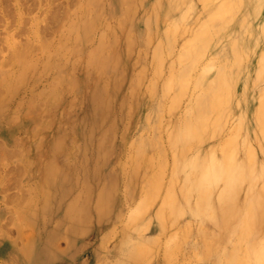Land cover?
Wrapping results in <instances>:
<instances>
[{"label":"rangeland","instance_id":"rangeland-1","mask_svg":"<svg viewBox=\"0 0 264 264\" xmlns=\"http://www.w3.org/2000/svg\"><path fill=\"white\" fill-rule=\"evenodd\" d=\"M223 1L0 0V264H264V124L245 75L264 0ZM225 163L194 209L188 188Z\"/></svg>","mask_w":264,"mask_h":264},{"label":"bare ground","instance_id":"bare-ground-1","mask_svg":"<svg viewBox=\"0 0 264 264\" xmlns=\"http://www.w3.org/2000/svg\"><path fill=\"white\" fill-rule=\"evenodd\" d=\"M179 1V0H178ZM183 1V0H182ZM200 1H203V0H200ZM226 1H227V3H226ZM241 1V5H239L240 6V11L241 12H243V11H245V12H247L249 9H251V7H252V5L253 4H255V0H240ZM177 2V0H175V3ZM212 2V1H211ZM225 2V3H224ZM202 3V2H201ZM217 3V2H216ZM236 3H239V1H236ZM235 2H234V4H236ZM215 4V3H214ZM233 4V5H234ZM172 5V4H171ZM217 5H218V3H217ZM229 5H231L230 4V0H225V1H223V5H218V9H217V11H219V9H221L220 11H222V12H224V11H229L230 12V6ZM175 6V5H174ZM232 6V5H231ZM236 6V5H235ZM254 6V5H253ZM216 7V6H215ZM237 7V6H236ZM235 7V10L237 9ZM175 8H177V6H175ZM209 8H210V6H209ZM252 9H253V7H252ZM200 10V9H199ZM213 10H216V9H213ZM238 11V10H237ZM236 11V12H237ZM251 11V10H250ZM222 12H221V14H222ZM228 12V13H229ZM4 13V12H3ZM213 13V12H212ZM227 13V12H226ZM217 13H214V15H215V17H214V15H212V17H214V19L213 18H211L210 16V18L207 16V18L205 17V19L207 20V19H209V20H213V21H216V18L217 19H219L220 18V16L217 14ZM224 14V13H223ZM222 14V15H223ZM241 13H239V15L238 16H236L234 19L232 18L230 21H229V23H225L226 25H224V27H222V29L219 31L218 30V28H217V30L219 31V35L221 36V35H224V34H230V35H232L233 34V31H234V28H235V23H236V25H237V23H238V21L240 20V18H241V16H242V14L240 15ZM252 14V13H251ZM228 15V14H227ZM226 15V16H227ZM217 16H219V17H217ZM223 17V16H222ZM234 17V16H233ZM226 19V18H225ZM224 19V20H225ZM206 20H204L203 22H204V26L207 28L208 27V25L206 24ZM209 20H207L208 22H209V26H212L211 24V22L212 21H209ZM263 21H264V5H263V8H262V10L260 11V12H258V13H256V15H255V17H254V20H253V24H256V25H261L262 23H263ZM203 22H201V25L203 24ZM207 22V23H208ZM214 23V22H213ZM207 26H206V25ZM203 26H201L200 28H202ZM211 28H213V26L211 27ZM210 27H209V30L211 29ZM257 29L259 30V28L257 27ZM250 30H252V29H250ZM217 31V32H218ZM257 31V30H256ZM260 31L262 32V29H260ZM210 32V31H209ZM203 33V32H202ZM214 33H216V32H214ZM262 33H264V32H262ZM261 33V35H263L264 36V34H262ZM198 34V33H197ZM204 34V33H203ZM203 34H200V35H203ZM206 34V33H205ZM204 34V35H205ZM207 34H208V32H207ZM256 34H257V32H256ZM214 35V34H213ZM250 35L252 36V37H254L255 38V35L254 34H252V33H250ZM208 36V35H207ZM211 36V35H210ZM262 36V37H263ZM205 37V36H204ZM214 37V36H213ZM257 37V36H256ZM260 37V36H259ZM207 37H205V39H206ZM214 39V38H213ZM257 39V38H256ZM209 40H212L211 38H209V36H208V42H210ZM252 40V39H251ZM204 41H206V40H204ZM204 43H206V42H204ZM203 44V43H202ZM242 44V40H238V42H237V44H235L234 46H233V52H234V55H233V58L231 59L233 62H238V64H239V61L241 62L243 59H244V55L246 54V52H244V51H238V50H240V49H242L243 48V46L241 45ZM261 55H260V57H259V59H258V63H256V64H258V67L254 70V71H250L248 74L246 73L245 75H246V80L248 81V80H250L251 78H252V80H253V78H256V80L257 79H259V82L258 83H256V88H255V90H254V101H253V103H252V108H251V106L249 107V105H247V109H248V107L250 108V111H251V113H254V114H256V118H257V123L259 124L258 125V127H259V129H260V126H261V124H264V83L263 82H261V81H264V42H261ZM200 46V45H199ZM231 47V46H230ZM204 48L206 49L207 47H206V44H205V46H204ZM11 49V48H10ZM190 53V52H189ZM245 53V54H244ZM186 54V56H188L187 55V53H185ZM209 54V53H208ZM256 55V54H255ZM183 56V58H185L186 59V57L184 56V55H182ZM192 58V57H191ZM247 58H248V56H247ZM254 58V57H253ZM225 59V58H224ZM230 60V61H231ZM255 60V59H254ZM229 61V60H228ZM247 61V60H246ZM181 62V61H180ZM187 62V61H186ZM216 62V61H215ZM221 62H223V63H221V64H224L225 62L224 61H221ZM233 62H230L229 63V69L231 70V72H233L235 75H237V72H238V69H237V65H232V63ZM236 62H235V64H236ZM254 62H256V60L254 61ZM191 64V63H190ZM220 63L218 64V65H220L221 67H219L220 69H218V66H217V70H215L214 69V74H213V76H210L211 78H210V80L212 81L213 79H215L214 81H215V87H216V89L215 90H213L214 92H213V94L211 95V105H210V110L215 114V115H217L218 116V120H220V118H222V114H223V112H222V107H223V101L226 103V96L228 95H230V94H228L229 92H228V88L227 87H225L224 85H223V83H222V80H223V77L222 76H224V70L222 69V68H224V66H222ZM244 64V63H243ZM253 64H255V63H253ZM256 64H255V67H256ZM212 66V65H211ZM213 66H214V64H213ZM232 67V68H231ZM240 67V66H239ZM227 68V69H228ZM188 69H189V67H188ZM203 69V68H202ZM204 70V69H203ZM205 71H209V69H207V70H205ZM210 72V71H209ZM226 72V71H225ZM207 73V72H206ZM241 78V77H240ZM240 81V80H239ZM247 81H244L246 84H248L247 83ZM213 83V82H212ZM255 83V82H254ZM174 86V85H173ZM212 86H214V85H212ZM253 86V85H252ZM203 87V86H202ZM207 87V86H206ZM205 86H204V88H206ZM233 87H234V85H233ZM209 88V87H208ZM235 89V88H234ZM251 89V88H250ZM229 90H231L230 88H229ZM232 93V92H231ZM208 94V93H207ZM242 94V93H241ZM233 95V94H232ZM203 96V95H202ZM209 96V95H208ZM250 96V95H249ZM201 97V96H200ZM203 97H205V96H203ZM234 97V96H233ZM223 98L225 99V100H223ZM236 98V97H235ZM243 98V97H242ZM199 99V98H198ZM230 99V98H229ZM237 99V98H236ZM204 100V99H203ZM235 100V99H234ZM233 100V101H234ZM208 101V100H207ZM232 101V100H231ZM232 101V102H233ZM200 101L198 100L197 101V104L199 103ZM204 103V102H203ZM198 106H199V104H198ZM224 108V107H223ZM203 107H201V106H199L198 107V111H200V112H203ZM194 110V109H193ZM249 111V110H248ZM250 111H249V114H250ZM195 114V113H194ZM216 116V117H217ZM192 117H193V115H192ZM202 117V116H201ZM204 118H205V116H204ZM189 119V118H188ZM198 120H200V119H198ZM255 120V119H254ZM251 122L252 123H254L253 122V120H251ZM262 122V123H261ZM256 123V122H255ZM195 124V123H194ZM199 125V124H198ZM240 127L242 128H245L246 129V133L247 134H249L250 132H251V130H252V127H253V125L252 126H246L245 127V125L241 122L240 123ZM256 130V129H255ZM183 133V132H182ZM173 135V134H172ZM177 137V136H176ZM179 138V137H178ZM174 139H175V137H174ZM171 141V140H170ZM169 141V142H170ZM174 141L175 140H173L172 142L174 143ZM247 141H249V140H247L246 139V142ZM176 142H179V140L177 141V139H176ZM245 142V143H246ZM171 143V142H170ZM173 145V144H172ZM185 147H186V145H185ZM183 148H184V146H183ZM249 148H251V147H248L247 149H248V151H247V154L249 155L248 156V158L247 159H250L251 157H253L251 154H250V149ZM257 151V150H256ZM253 154V153H252ZM251 156V157H250ZM250 157V158H249ZM255 157V156H254ZM256 158V157H255ZM251 159H253V158H251ZM250 159V161H254V160H251ZM257 159V158H256ZM259 161V160H258ZM249 163V162H248ZM150 164V163H149ZM247 164V163H246ZM254 164H259V162H257V163H255V161H254ZM250 165H252V164H250ZM228 165L225 163V165H222V166H218V168H216L213 164L212 165H210V166H208V165H206V167H205V169H204V173H203V175L199 178V179H197L196 181H195V183L193 184V186L189 189L188 188V192L190 193H194V195H196V196H200V198H199V204L197 203V206L194 208V209H201L200 208V206H202V210H205V208H204V206H203V201H202V199H203V197H204V192L206 191V188H205V186H206V184L207 183H210V182H216V181H218L219 179H218V175H219V173L220 172H227L228 170H229V167H227ZM249 167V166H248ZM247 167V168H248ZM251 167V166H250ZM253 167H254V165H253ZM260 167V166H259ZM185 168H186V166H185ZM254 168H256V167H254ZM253 168V169H254ZM258 168V167H257ZM259 169V168H258ZM249 170H250V168H249ZM260 171V170H259ZM248 173V172H247ZM251 172L249 171V175H251L250 174ZM258 175V174H257ZM257 175H256V178H257ZM263 175V174H262ZM232 176V175H231ZM250 177V176H249ZM238 178V177H237ZM236 179V178H235ZM241 179V178H240ZM157 180V179H156ZM222 183H229V178H227V179H225L224 181L223 180H220ZM231 182V181H230ZM243 182V181H242ZM233 183H235V182H233ZM239 184H240V182H239ZM228 185V184H227ZM227 185H225V186H227ZM236 186V185H235ZM230 187V186H229ZM228 187V188H229ZM233 187V186H232ZM231 187V188H232ZM235 188V187H234ZM226 189V188H225ZM261 190H259V192H260ZM169 195V194H168ZM170 196V195H169ZM223 196H225V195H223ZM168 197V196H167ZM172 197V196H171ZM171 197H168V198H171ZM222 197V196H221ZM251 203V202H250ZM249 207V206H248ZM247 207V208H248ZM257 208V207H256ZM249 210V209H248ZM245 211V210H244ZM246 212H247V210H246ZM231 214V213H230ZM235 214V213H234ZM238 214V213H237ZM247 214H248V212H247ZM233 216V215H232ZM246 216L248 217V215H243V217L246 219V220H248V218H246ZM250 217H251V215H250ZM228 218H230L229 216H228ZM232 218V217H231ZM250 219V218H249ZM232 220V219H231ZM243 220V219H242ZM247 222V221H246ZM238 224H240V223H238ZM248 225V224H247ZM241 226H242V224H241ZM245 227V226H244ZM248 227H249V225H248ZM251 228H249V230H250ZM248 230V229H247ZM242 231V230H241ZM249 232V231H248ZM236 233V232H235ZM243 233V232H242ZM237 234V233H236ZM243 235V234H242ZM234 238H235V236H234ZM233 247V246H232ZM237 248V247H236ZM240 248V247H239ZM242 248V247H241ZM229 249V248H228ZM230 249H232V248H230ZM243 250V249H242ZM233 251H235V250H233ZM235 252H237V251H235ZM245 252V251H244ZM232 253V252H231ZM234 253V252H233ZM229 254H230V251H229ZM232 255V257H234V256H236V254H231ZM234 255V256H233ZM226 256V255H225ZM229 257H231V256H229ZM231 257V258H232ZM241 257V256H240ZM243 258V257H242ZM228 259H230V258H228ZM227 259V260H228ZM169 260V259H168ZM232 260H233V258H232ZM231 260V264H233V262H235L234 260L232 261ZM244 260V259H243ZM229 261V260H228ZM238 261V260H237ZM245 261V260H244ZM230 263V262H229ZM229 263H227V264H229ZM245 263V262H244Z\"/></svg>","mask_w":264,"mask_h":264}]
</instances>
